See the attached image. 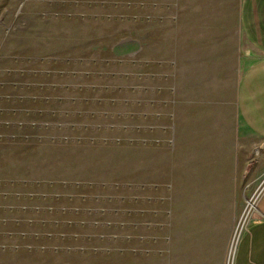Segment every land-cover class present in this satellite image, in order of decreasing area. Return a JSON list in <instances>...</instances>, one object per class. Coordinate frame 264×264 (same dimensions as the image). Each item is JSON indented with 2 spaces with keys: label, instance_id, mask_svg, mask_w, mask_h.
Listing matches in <instances>:
<instances>
[{
  "label": "rangeland",
  "instance_id": "obj_1",
  "mask_svg": "<svg viewBox=\"0 0 264 264\" xmlns=\"http://www.w3.org/2000/svg\"><path fill=\"white\" fill-rule=\"evenodd\" d=\"M242 2L0 0V264H170L178 183L243 214Z\"/></svg>",
  "mask_w": 264,
  "mask_h": 264
},
{
  "label": "crops",
  "instance_id": "obj_2",
  "mask_svg": "<svg viewBox=\"0 0 264 264\" xmlns=\"http://www.w3.org/2000/svg\"><path fill=\"white\" fill-rule=\"evenodd\" d=\"M241 25L247 51L227 91L219 75L224 84L217 86L215 95H232L241 138H251V147L259 149V170L264 174V0H243ZM143 176L147 180L149 172ZM197 185L178 183L176 193L171 194L170 264H177L173 259H180V264H229L241 207L235 205L232 189L228 194L227 189L210 191L204 183ZM231 264H264V194L237 241Z\"/></svg>",
  "mask_w": 264,
  "mask_h": 264
},
{
  "label": "built area",
  "instance_id": "obj_3",
  "mask_svg": "<svg viewBox=\"0 0 264 264\" xmlns=\"http://www.w3.org/2000/svg\"><path fill=\"white\" fill-rule=\"evenodd\" d=\"M263 194H264V177L261 180L260 184L258 185V188L255 191V193H253V195L248 199L245 211L243 212V214L241 215L238 221L237 229L239 228L241 220L243 219L245 214H246V218H245L246 220L244 221L243 226H244V230L247 228L248 221L250 220L249 218H251L252 215L257 211L258 203L261 197L263 196Z\"/></svg>",
  "mask_w": 264,
  "mask_h": 264
},
{
  "label": "bare ground",
  "instance_id": "obj_4",
  "mask_svg": "<svg viewBox=\"0 0 264 264\" xmlns=\"http://www.w3.org/2000/svg\"><path fill=\"white\" fill-rule=\"evenodd\" d=\"M144 171V170H143ZM146 171V170H145ZM148 175V174H147ZM253 205V204H252ZM246 218V214L244 215V217H243V219L241 220V223H240V226H239V228H238V232H237V235L235 236V238H234V240H233V244H232V249H231V253H230V262H229V264H231V260H232V258H233V254H234V250H235V246H236V244H237V241H238V239L240 238V236H241V234H242V232H243V230H244V221L246 220L245 219Z\"/></svg>",
  "mask_w": 264,
  "mask_h": 264
},
{
  "label": "water",
  "instance_id": "obj_5",
  "mask_svg": "<svg viewBox=\"0 0 264 264\" xmlns=\"http://www.w3.org/2000/svg\"><path fill=\"white\" fill-rule=\"evenodd\" d=\"M262 149H264V144L261 146Z\"/></svg>",
  "mask_w": 264,
  "mask_h": 264
}]
</instances>
